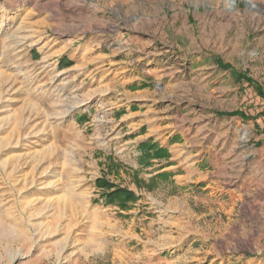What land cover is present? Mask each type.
Instances as JSON below:
<instances>
[{
  "label": "rangeland",
  "instance_id": "obj_1",
  "mask_svg": "<svg viewBox=\"0 0 264 264\" xmlns=\"http://www.w3.org/2000/svg\"><path fill=\"white\" fill-rule=\"evenodd\" d=\"M54 42L83 67H61ZM126 110L144 133L239 126V220L199 184L174 206L173 184L154 193L127 170L142 152ZM263 142L264 0H0V264H264V179L245 174L264 170ZM105 179L137 205L108 204Z\"/></svg>",
  "mask_w": 264,
  "mask_h": 264
},
{
  "label": "crops",
  "instance_id": "obj_2",
  "mask_svg": "<svg viewBox=\"0 0 264 264\" xmlns=\"http://www.w3.org/2000/svg\"><path fill=\"white\" fill-rule=\"evenodd\" d=\"M47 43L48 41L44 42V48L47 46ZM60 44L58 45V42H54L52 52L57 57V62L61 65V67L68 69L83 67L82 64H84V60L86 59L81 58L80 53L71 48V44H65V48H62ZM60 49L62 50L58 53ZM37 51L34 53L36 54V59H38ZM97 54L95 55L97 62H101L103 59L105 61L102 54H99V57ZM104 63L105 65L108 64L107 62ZM101 64L103 63L97 64L96 67H99ZM86 68L88 70L92 69V71L95 70L92 66H87ZM94 72L92 77L98 79L99 73L96 71ZM89 74L90 73H85V76ZM102 74L103 75L99 77L98 81H102L103 77L110 74V80L113 82L118 76L116 71L109 73V70L102 71ZM136 84L139 83H133L131 86L127 85L125 90L129 96L137 93ZM96 91H99V89ZM134 100L136 101V99H132V102H134ZM129 107L130 106H128V108ZM137 115H139L137 111L127 112L126 110L124 116L126 117L125 120L127 123L125 125L128 126L131 123L138 124L139 120L131 121L132 119L138 118L139 116ZM85 119L86 116H81L80 121H84ZM146 124L147 122H143L131 130L133 132L135 131V133L138 131L135 137V147L138 151H141L142 154L136 160L137 169L135 166H131L133 168L127 166L126 169L132 171L134 174L137 171L136 174L139 175V178H143L145 183L150 182L151 185H156V187L158 185V187L154 189V193H158V191L162 188V185L167 183L173 184V190L170 192L172 197L169 201L174 206H176L178 199L181 198L179 195L186 196V192L190 191L194 186L199 184L202 191H207L206 202L210 201L215 205L219 204L220 207L218 210H222L224 214L228 215L227 220L230 224L235 223V215L236 219L239 220L241 207L239 206L237 211L236 207L239 200H241L243 196L245 197V194H243L240 189V181L236 180L240 177V174L238 175L235 170L237 165L233 159L234 151H229L227 147V143H233L232 141L234 139L229 136L231 135L230 132H226L231 131L232 128L235 132H237L236 134L239 135V126H230L227 130L226 126L223 124H205L203 125L204 128H201L202 130L199 128L196 129L190 136H183L176 134L174 131H166V127L168 126L167 124L157 125L158 127L154 132L144 133L142 128ZM258 125V119H255L252 120V124L248 127L247 136L249 138V144H247V147L252 149H256V141H258L257 133L259 131ZM178 138H180L179 142ZM250 142L252 143L250 144ZM167 150L170 153L169 157L166 156ZM236 152L238 153V151ZM253 157L255 158V156ZM126 160L128 159L126 158ZM245 174L247 178L259 177L260 179H264V170L260 172L249 171L245 172ZM162 181L166 183L163 184ZM97 186L101 194L105 193L102 198L110 205L116 204L115 206H118V208L122 209V211L124 209L128 211L132 210L134 205H137L136 203L120 204V202H114L116 197L109 196V194L116 188H124L126 186L118 185L115 181H109L106 179L105 181L99 180L97 182ZM138 187V185L132 182L127 188L138 194ZM150 194H152V196L154 195L153 193ZM156 201L163 203L160 199H157ZM138 202H142L141 198ZM207 208L212 211L213 207L208 206ZM235 211L236 214L234 213ZM168 231L171 232V229ZM188 238H190V235Z\"/></svg>",
  "mask_w": 264,
  "mask_h": 264
},
{
  "label": "trees",
  "instance_id": "obj_3",
  "mask_svg": "<svg viewBox=\"0 0 264 264\" xmlns=\"http://www.w3.org/2000/svg\"><path fill=\"white\" fill-rule=\"evenodd\" d=\"M109 196L116 197V198H120L121 196H123L122 199H125L126 201L135 199V195L133 192H130L127 190H119V189L114 192H111Z\"/></svg>",
  "mask_w": 264,
  "mask_h": 264
}]
</instances>
